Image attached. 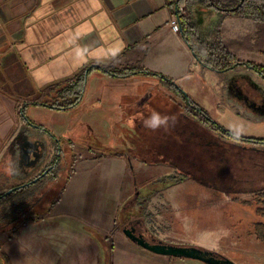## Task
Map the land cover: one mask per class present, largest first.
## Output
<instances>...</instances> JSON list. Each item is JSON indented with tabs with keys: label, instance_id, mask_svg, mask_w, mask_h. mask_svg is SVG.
I'll use <instances>...</instances> for the list:
<instances>
[{
	"label": "crops",
	"instance_id": "crops-1",
	"mask_svg": "<svg viewBox=\"0 0 264 264\" xmlns=\"http://www.w3.org/2000/svg\"><path fill=\"white\" fill-rule=\"evenodd\" d=\"M173 1L0 0V180L12 178L8 149L23 129L30 130V124L46 130L42 136L46 142H50L47 132L61 142H84L89 130L109 131V142H149L146 138L151 131L136 117L158 97L167 98L179 109L177 120L182 128L170 129L184 134L176 140L162 133L161 137L182 142L190 150L195 142L193 132L198 128L207 131L212 123L232 135L239 128L264 129V114L254 108L260 102L253 99L249 103L241 96L260 94L250 85L246 90L245 80L264 94V79L244 65L221 72L203 65L182 29L178 33L170 29L169 21L178 9ZM179 8L201 41V36L214 30L221 46L236 61L264 66L260 28L254 19L228 15L214 0H181ZM139 70L166 80L137 73ZM117 71L125 73L117 75ZM233 80L240 83V96L239 91L231 90ZM184 98L208 119L194 117L184 107ZM72 103L71 108L55 107ZM133 117L134 127L128 123ZM210 134L218 138L216 132ZM247 138L254 137L249 134ZM221 143L223 155L210 157L206 164H229L225 160L232 147L256 154L255 165L260 159L264 164L261 144L230 136H223ZM87 155L75 163L58 199L42 216L22 223L16 237L0 241L7 264H146L152 260L148 251L124 236L116 216L122 206L124 180L133 170L131 160L142 165L143 157L138 159L132 151ZM153 160L154 166L167 162L168 175H178L177 181L163 188L199 186L217 195L216 201L225 204L235 221L241 211L250 214L248 207L261 205L264 182L259 186L255 182L264 178V172L254 176L240 166L225 180L229 170L221 166L217 173L218 167L211 166L220 174L214 184L202 176L180 173L173 161ZM228 179L231 184L226 187L219 184ZM78 197L83 198L81 204L75 200ZM152 255L156 262L174 264L170 262L174 258Z\"/></svg>",
	"mask_w": 264,
	"mask_h": 264
},
{
	"label": "rangeland",
	"instance_id": "rangeland-1",
	"mask_svg": "<svg viewBox=\"0 0 264 264\" xmlns=\"http://www.w3.org/2000/svg\"><path fill=\"white\" fill-rule=\"evenodd\" d=\"M230 1L227 0V2ZM241 2L255 6L258 9L259 16L262 20L264 19V0H241ZM177 15L178 18L183 17V14L179 12H177ZM260 23L261 25L258 24V26L262 42L261 54L264 57V36L261 32L264 23ZM188 24L190 25L189 22ZM194 33L196 34L195 30ZM215 33L216 31L213 30L209 35L201 36L202 41L197 34L196 36L202 44L220 48L221 44ZM145 110L138 114L136 117L138 120H140L139 117L141 115L147 116L145 112L150 114L151 110H156L164 115L179 117V109L174 107L167 98H156V101L148 105ZM174 127L180 130L182 125L177 120ZM239 130L241 137L247 138L250 134L254 137L251 138L253 140H264V129L239 128ZM108 133L109 131L89 130L85 133L82 140L84 142H71L73 146L71 152L76 159L72 162L68 161L71 166L68 165L64 174L60 173L61 178L58 185L55 186L46 179L30 190L19 191L1 199L0 228L2 226H7L8 228L20 227L26 216H42L44 211H47L58 199L68 176L72 172L74 163L80 160L82 155L88 157V153H94L103 156L114 153L126 154L132 151L134 155L138 156V159L143 157L142 162H145L142 165H137L134 160H131L130 169L132 168L133 170L127 174L124 180V191L123 195L120 196L122 206L116 215L119 224L124 225L139 219L142 225L138 227V231L142 233L147 242H162L171 246L195 247L216 253L234 264H264V230L259 232V225L264 227V198H261L259 208L248 207L251 213L244 214L241 211L238 214L240 217L242 216V219L239 217V220L235 221V219L230 217L231 215H229L225 204L216 201L217 195L210 194L199 188V186H184V189L176 190L163 188L172 183V181H177L178 175H168L169 167L166 165L167 162H163L166 163L165 165L160 163L159 166L151 164V160L162 157L166 161L176 163L180 169L179 172L182 174L189 172L190 174L202 176L206 182L210 181L218 184L220 174L214 172V169L211 170V166L218 167L220 170L222 166L226 171L229 170V173L225 175V180L226 178L230 179L240 166L248 169L247 174L253 173L254 176H262L264 172L262 159H260L259 165H255V162L259 160L256 154L232 147L225 160L229 164L226 162L222 164L212 162L213 164L209 165L202 161L201 156L192 154L186 144L182 142H167L166 135L174 140L182 138L184 135L176 131L173 132L171 129L167 132L162 129L156 132L151 131L146 138L150 139L149 142H109L107 140ZM139 133L141 135V132ZM161 133L166 134L165 138L161 137ZM155 136L161 137L160 140L153 139ZM156 152L161 154V157L156 155ZM250 154H252V157H250ZM154 161L156 160H153L152 163ZM229 179L219 184H223L226 187L231 184L228 182ZM262 182H264V178L255 182V185L259 186ZM17 184L18 182L14 178L0 180V186L3 187L0 189V195ZM240 185L242 184L236 183V186ZM75 200L81 204L83 198L78 197ZM121 225L119 227L120 231L123 229ZM8 232L5 228L0 231V241L9 236ZM103 246L104 244L102 243V248H104ZM0 247L2 248V245ZM147 253L152 260L146 264H163L160 261H154L153 255L149 252ZM166 260L170 259L166 258ZM170 262H174V264H204L199 261L177 258L171 259Z\"/></svg>",
	"mask_w": 264,
	"mask_h": 264
},
{
	"label": "flooded vegetation",
	"instance_id": "flooded-vegetation-1",
	"mask_svg": "<svg viewBox=\"0 0 264 264\" xmlns=\"http://www.w3.org/2000/svg\"><path fill=\"white\" fill-rule=\"evenodd\" d=\"M242 84L246 90L247 85H250L252 88H254V90L259 91V96L250 98L248 95H241L240 83L238 80H233L231 83V90L235 93H238L239 91L238 95H241L243 100L246 102L253 103V99L258 100L260 105L259 107H254L255 111H259L260 114H264V94L262 89L256 84H251L247 80L242 82ZM184 100V107L186 110L190 111L194 117H196L198 120L201 119L202 121L208 119L198 107H196L194 104H191L186 98H184ZM207 127V131L198 128L197 132H193L195 136V142H193V145L191 146V153L196 156H201V159L204 163L207 159L214 155H223L225 148L223 147L224 145L221 143V141L223 140V136L229 137L227 132H224L222 129L214 126ZM44 132H46V130L44 131L42 128L37 126L36 128L31 126L30 130L23 129L8 149L7 163L12 165V178L18 182V184L13 187L17 188V190L11 194L21 190H30L34 186L41 184L46 179L50 183H53V185H58L60 183L61 174H64V171L68 165L71 166V164H68V161L72 162L76 159L74 154L71 152L73 146L69 139L61 142L55 136H53V134L47 132L50 136V142H46V144H44L42 142V136ZM210 132H214V134L216 132L218 138L214 139ZM210 137H213V139ZM247 140L248 141L243 140L241 142H260L257 144H261L264 147V140L257 141L249 138H247ZM210 143L213 145L212 149L208 148ZM218 158L222 159V157ZM220 171V168H218L217 173H220ZM44 173L45 175L43 176ZM26 184L28 185L25 186ZM141 225L142 222L139 219H136L132 222H129L128 224L122 225V227H133L136 234H142L138 231V227Z\"/></svg>",
	"mask_w": 264,
	"mask_h": 264
},
{
	"label": "trees",
	"instance_id": "trees-1",
	"mask_svg": "<svg viewBox=\"0 0 264 264\" xmlns=\"http://www.w3.org/2000/svg\"><path fill=\"white\" fill-rule=\"evenodd\" d=\"M174 4H176L178 7L180 6L181 0H174L173 1ZM228 3V4H225ZM214 4L216 6H218L219 8L224 9L228 15L231 16H236V15H243L245 17L248 18H252L254 19L259 25H261L260 22L264 23V19L262 20V18L259 16V12L257 11L258 9H256L255 6L253 5H249L246 3H242L241 0H231L230 2H227V0H214ZM179 21H180V25H181V29H182V34L185 38V40L187 41L188 45L190 46V48L192 49L193 53L196 55L197 59L206 67L213 69V70H217V71H226L229 69H232L236 66H248L251 67L256 73H258L263 79H264V66H260V65H256L253 63H249V62H239L236 61V59L230 55L228 53V51L220 46V48H214V47H210L207 45L202 44L196 34L194 33L193 28L188 24V22L186 21V19L179 17ZM261 32L263 33L264 36V27L261 28ZM135 70L133 69L132 71H130V73L134 72ZM117 75H121L124 74L121 71H117L115 72ZM137 73H142V74H146V75H150L151 77H156L162 81H165L166 78H164L163 76H160L158 74L149 72V71H145V70H139V72ZM76 102V100H75ZM74 102V103H75ZM69 104L67 106H63V105H55L56 109L61 110L62 108H71L72 105L74 104ZM212 123V122H211ZM214 127H217L219 129H221L216 123H212ZM226 132V131H224ZM227 134L236 139L234 137V135L230 134L227 132ZM236 140H240V141H248L247 138H241L239 137ZM256 143H260V142H256ZM23 191V190H21ZM16 193V192H15ZM7 196H3L1 199L7 198ZM261 198H264V191L260 194L259 199L261 200ZM264 204V201H263ZM36 217L33 216H26L25 220L23 223H28L31 220H33ZM7 229L9 232V236L11 238L16 237L19 234L20 228L19 227H10L8 228L7 226H2V228H0V231L3 229ZM259 232H262V230H264V227L259 225ZM217 257H220V255L214 253ZM175 259V258H174ZM8 259L6 257L5 254L0 253V264H7Z\"/></svg>",
	"mask_w": 264,
	"mask_h": 264
},
{
	"label": "water",
	"instance_id": "water-1",
	"mask_svg": "<svg viewBox=\"0 0 264 264\" xmlns=\"http://www.w3.org/2000/svg\"><path fill=\"white\" fill-rule=\"evenodd\" d=\"M194 56L196 57L195 54ZM30 125L36 128V126L32 124ZM42 142L46 144V141H42ZM44 175L45 173L43 174V176ZM27 185L28 184H26L25 186ZM16 190L17 188H11L7 190L3 195H0V198H2L3 196L10 195ZM122 233L135 245L158 256L194 260L204 264H234L233 262L223 258L222 256L217 257L213 252L200 250L195 247H180V246L167 245L162 242H153V243L147 242L142 234L135 233V229L133 227H124L122 229Z\"/></svg>",
	"mask_w": 264,
	"mask_h": 264
},
{
	"label": "clouds",
	"instance_id": "clouds-1",
	"mask_svg": "<svg viewBox=\"0 0 264 264\" xmlns=\"http://www.w3.org/2000/svg\"><path fill=\"white\" fill-rule=\"evenodd\" d=\"M135 119H136L135 117L129 119L128 123L130 126H133V127L135 126L134 125ZM139 119L142 122V126L145 129L152 131V132H156L161 129L167 132L170 128L174 127L177 123L176 116L164 115L156 110H151L150 114L147 115L146 117L141 115ZM233 135L236 139H238L240 135V130L239 129L234 130Z\"/></svg>",
	"mask_w": 264,
	"mask_h": 264
},
{
	"label": "built area",
	"instance_id": "built-area-1",
	"mask_svg": "<svg viewBox=\"0 0 264 264\" xmlns=\"http://www.w3.org/2000/svg\"><path fill=\"white\" fill-rule=\"evenodd\" d=\"M177 10H178L177 12L183 14V9L182 8H179ZM169 26H170V29H171L172 32H175V33L180 32L181 26H180V23H179V18H178L177 13L171 17V19L169 21Z\"/></svg>",
	"mask_w": 264,
	"mask_h": 264
}]
</instances>
